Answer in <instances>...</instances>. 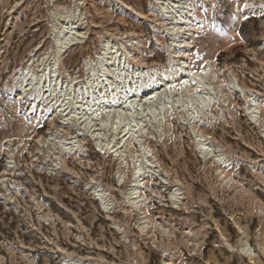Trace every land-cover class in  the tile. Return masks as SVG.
<instances>
[{
	"label": "rangeland",
	"instance_id": "obj_1",
	"mask_svg": "<svg viewBox=\"0 0 264 264\" xmlns=\"http://www.w3.org/2000/svg\"><path fill=\"white\" fill-rule=\"evenodd\" d=\"M171 2L0 0V264H264V0ZM70 27L79 42L61 53L63 84L50 95L30 75ZM104 42L126 46L136 71L195 74L128 111L116 105L130 125L100 131L101 146L130 131L122 154L99 150L57 109L83 94L85 63ZM148 82L132 73L116 84ZM33 101L47 111L32 116ZM75 140L82 152L62 151Z\"/></svg>",
	"mask_w": 264,
	"mask_h": 264
},
{
	"label": "bare ground",
	"instance_id": "obj_2",
	"mask_svg": "<svg viewBox=\"0 0 264 264\" xmlns=\"http://www.w3.org/2000/svg\"><path fill=\"white\" fill-rule=\"evenodd\" d=\"M157 1L162 6L161 8L163 10L173 8V7H171V3H172L171 0H157ZM176 4H177V6H175V7H177V8L181 7L182 9L185 10V8L183 7L184 5H186L185 3H183V2L172 3L173 6ZM187 14H188V16H186ZM189 20H190L189 12L184 13V11L181 12V14H179V18L177 19V21L179 23H181V26H183L184 28L188 27L190 25V23L188 24ZM184 21H185V23H183ZM184 28H182L180 26L179 27H173L172 32L175 33L177 31L179 33L181 31H185ZM61 29L62 28H60L58 30V33L55 36V42H56V48L55 49L56 50H55L54 54L51 55V57H52L51 63L49 65L46 64L44 66V68L38 74L31 73V75H30V80L33 81L35 79H38V81L41 82L42 90L46 93H49L50 95H52L56 91L57 88H61L62 84H63L62 83V77H61L59 70H58V65H59L58 63H59L61 53L62 52L64 53L68 47H70L71 45L74 44L75 41H78V37H77L78 31H76L75 28L70 27L67 29H62V30ZM131 62H135V59H134V56L131 54V52L126 48V46L121 45V47L120 46L118 47L117 44L111 45L109 42H104L101 46V51L98 54L97 61L95 63L91 62V61L85 63L86 79H85L82 87L80 88L83 91V94H81L79 97H76L75 102H68V100H67L68 98H66L67 102L65 104L63 103L64 106L62 107V105H59L57 107V109L61 110L60 112H65L66 110L70 109V111L67 113V116L65 115L67 118L63 119V121L67 122L68 118H71V119L73 118L74 121L77 124H79V126H84V128H88L90 131V132L88 131L89 136H91V138L94 139V141H98V142H96L95 145L101 151H104V149H105V148H103L104 145L101 146V144H102L101 138L102 137L104 138L105 134H104V132H100V131H102V130L105 131V129L107 127V128H109L110 131H112L113 133H116L118 131L120 125H122L124 122H127L125 120L127 118H124L123 115H124V113H126L128 111L129 107H131L132 104H138L139 103L141 105V103L143 101L147 102L149 100L154 99L156 97V95L158 94V93H155V91L158 88V85H160V87H163L162 94H164V92H166L170 88V86H169L170 80L169 79L170 78L174 79V77H176V74L177 75L179 74L178 76H181V77H182V75L186 74V75H189V77H191V78H193L195 75V74L192 75L193 73H191V72L185 73V70L182 66L179 69L176 68V72L173 73V75L172 74L169 75L168 72L164 73V74H158V73L154 72L153 70H151V71H148V70L136 71L133 69V65ZM183 63H185V62H183ZM129 69H131V71ZM132 73H136L137 76L139 75L141 77L146 76V78L148 79V81L150 80V82L147 83L145 88L141 89V92H140L139 87H138L140 85V82L138 83L139 85H137V86L131 85L130 87H128L127 89H129V91L127 90V92H126L124 90V91L120 92L121 88L118 87L116 82L117 83H118V81L120 83H121V81L123 83L128 82L130 80V78L132 77ZM27 74H29V71L26 72L25 76H27ZM185 77H183V79ZM151 78H155L157 80L158 84L152 83ZM139 79H140V77L138 78V80ZM132 81H134V80H132ZM171 81H173V80H171ZM180 83H182V81ZM100 85H103V86L105 85L104 89L98 91V93L101 92L102 94H98L96 92H92L91 94H88V93H90V90L95 91V89L98 88ZM113 85L117 88V91L119 93L117 91L115 93H112V91L110 92L111 86H113ZM182 86H184V85H182ZM122 87H124V85ZM67 88H68V93L66 95L67 96L68 95L73 96V95H71V94H74V89H73L72 85L67 86ZM144 89H146V91L149 89H151V90L149 92H142V90H144ZM130 92L133 93V95H135L134 100L127 95ZM149 93H151V94H149ZM141 98L143 99V101ZM200 98H202V97H200ZM204 99H206V98H204ZM204 99H202V100H204ZM78 100H79V102H78ZM204 102H206V101H202V104H204ZM125 104H127V105H125ZM199 104H201V103H199ZM116 105H118V107H121V105H123L121 108L126 107L125 110H127V111L125 112L124 109L123 110L120 109L118 111L115 110ZM65 106H67V107H65ZM39 108H40L39 103L33 101L30 104V107L28 108V110H29L30 114L34 117L37 116L39 113H41V111H44V112L47 111L46 107H44L43 109L41 108V110H39ZM55 111H57V110H55ZM114 111H116L115 112L116 118L111 117V115L109 117V114L113 113ZM54 114H55V112H54ZM103 115L105 116V118L101 117V119H99L100 116H103ZM125 117H126V115H125ZM254 118L256 119V117H254ZM125 124L127 126L130 125L128 122L124 123V127H126ZM97 127H99V128L97 129ZM125 131H127V130L125 129ZM129 132L128 131L124 132L121 139L118 138V133L114 134L113 136H107L109 141L105 145V147H106L105 152L108 154H111V151L113 149H115V151H112V154H118V153L122 154L121 150H122L124 143H125L124 137H125V134L127 135V133H129ZM60 145L63 148L62 151H64V150L69 151V152L75 151V154L78 152H82V150H83V147L79 144V142L77 140L71 141V142H62V143H60ZM198 146L200 147V149L204 150V152L205 151L207 152V150L213 151L212 146H210L208 144H204V143L199 142ZM146 153L144 152V154H146ZM147 162H148V160H147ZM140 166H138L137 168H134V179L135 180L133 182L134 185L130 191L131 197L132 196L135 197L137 194V191H138V187H139L140 183H139L137 178H140L141 171H142Z\"/></svg>",
	"mask_w": 264,
	"mask_h": 264
}]
</instances>
